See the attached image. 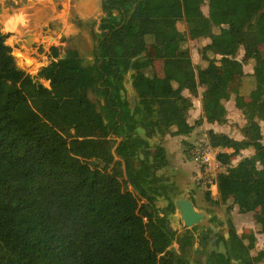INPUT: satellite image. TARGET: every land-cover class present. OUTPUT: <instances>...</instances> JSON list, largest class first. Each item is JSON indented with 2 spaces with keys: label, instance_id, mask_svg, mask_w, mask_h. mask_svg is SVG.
<instances>
[{
  "label": "trees",
  "instance_id": "obj_1",
  "mask_svg": "<svg viewBox=\"0 0 264 264\" xmlns=\"http://www.w3.org/2000/svg\"><path fill=\"white\" fill-rule=\"evenodd\" d=\"M100 9V19L83 26L95 30L99 22L105 30L94 31L106 75L102 91L92 61L73 48L60 58L59 48L50 47L52 59L35 76L26 73L7 44L10 33L0 28V243L10 246L7 264H201L188 260V247L209 229L169 227L180 193L175 181L157 174L168 165L163 138L179 134L199 87L201 115L187 128L204 119L235 126L216 115L241 97L242 139L209 129L206 141L225 166L242 148L256 156L246 170L219 173L217 197L206 192V201L240 214L260 209L253 230L264 232V0H101ZM190 41L199 64L187 55ZM240 47L244 55L237 58ZM115 156L148 203L164 202L156 219L109 170ZM228 223V259L204 250V264H264V247L248 250L253 231L240 237ZM171 242L178 258L168 250Z\"/></svg>",
  "mask_w": 264,
  "mask_h": 264
},
{
  "label": "rangeland",
  "instance_id": "obj_2",
  "mask_svg": "<svg viewBox=\"0 0 264 264\" xmlns=\"http://www.w3.org/2000/svg\"><path fill=\"white\" fill-rule=\"evenodd\" d=\"M101 0H0V28L5 33H10L7 38V44L12 48V54L16 59V63L19 68L23 69L26 73L35 76L39 69L46 65L51 59L52 54L50 47H57L61 55L60 58H64L63 53L65 48L76 49L83 57L90 59L99 74V81L97 82L98 91L104 89V80L106 77L99 71V58L97 56L96 47L99 36L94 34L96 32L105 33V30L101 28L99 22L95 26V30H90V27L83 26L89 25L93 21H98L102 15L100 9ZM172 13L175 16L181 14V8L178 6L172 7ZM202 11L207 14V7L203 6ZM77 19L82 21V26L77 24ZM179 28L183 29L184 24L181 20L178 21ZM11 29L13 31H11ZM208 42V39L205 40ZM187 55L194 64L200 63V58L197 53L195 41H190L188 44ZM244 55L243 47L239 48L237 58H241ZM250 66H246L245 69L249 70ZM150 70H147L149 72ZM46 84V82H43ZM204 89L198 88V96L203 95ZM195 100L197 106H200V98ZM244 99L241 97H235L229 100L224 108L218 112V118L220 120L227 119L235 122V126L230 125L231 129L236 130L242 127L244 120L242 117V105ZM232 122V123H233ZM262 127V142H264V122H261ZM202 135L200 136V138ZM116 139V136L113 137ZM152 143H160L157 139L151 140ZM201 142V140H200ZM199 143V142H198ZM242 150H245L242 148ZM156 148H153L152 152H155ZM253 153V152H252ZM248 152H238L235 156V161L228 162V170H239V167L248 166ZM256 157L255 154H251L250 157ZM188 158V157H187ZM116 159H119L116 157ZM168 159V158H167ZM188 160H190L188 158ZM93 167V162L88 161ZM121 161L114 160L110 164L109 170L115 171L119 178L124 190H130L138 196L140 202L149 204L146 199L141 195L139 188L133 183L131 177L128 174L126 166H121ZM230 163L232 165H230ZM260 167V163H257ZM168 165L157 171L159 175H166ZM235 166V168H234ZM102 168V165L99 166ZM227 167V166H226ZM166 171V172H165ZM196 175V174H195ZM195 175L193 178L194 184L197 189V193L201 198L197 203L200 209L209 205L206 201L205 193L207 191L201 184H197L195 181ZM261 184H264V175L260 180ZM177 185V183H176ZM211 198L217 197L209 192ZM213 196V197H212ZM162 202V200H161ZM212 208L220 212V219L225 224L224 231L229 228V221L233 224L235 231L243 236L253 231V238L247 241V247L250 253L254 254L258 250L264 247V232H254L252 229L254 225L253 214L255 212L263 214L260 209H254L247 213L240 214L236 210H228L226 204L218 206H212ZM206 210V209H204ZM200 243L195 240L194 244L188 248V260L191 263L205 262L206 256L202 254L200 249ZM168 250L171 251L173 257L178 258L176 243L171 242L168 245ZM10 252V246L8 243H0V253L3 256V262L1 264H7L6 255ZM262 264V263H261Z\"/></svg>",
  "mask_w": 264,
  "mask_h": 264
},
{
  "label": "crops",
  "instance_id": "obj_3",
  "mask_svg": "<svg viewBox=\"0 0 264 264\" xmlns=\"http://www.w3.org/2000/svg\"><path fill=\"white\" fill-rule=\"evenodd\" d=\"M183 94L186 96H189L190 93L187 89H183ZM203 96V95H202ZM199 92L198 98H202ZM195 100L197 98H192L193 102V109H190L188 111L187 117H186V124L185 125H179L177 126V131L179 134L176 135H169L167 134L163 138V146L165 148L167 158L169 160V168L167 169L166 176H168L171 180L175 181L177 183L178 189H179V195L177 196L176 199L180 197H186L191 200L192 204L194 205V208L199 211V212H204L206 214L211 215L210 212L215 213L219 218H220V212L214 208L211 207V205H207L206 207L200 209L197 203L200 201V197L197 193V189L193 186H196L194 184L193 178L194 175L197 173L198 166L191 160H188V158L185 155V149L192 145L196 144L201 141L206 140V133L209 129H212L216 132H222L226 134L233 135L235 139H242V132H241V127L237 129V132L232 133L231 132V127L228 124H219L216 121H209L204 119L202 124L198 126H193L191 128H187V126H192L194 121L198 119L201 115V104L200 106H197L195 103ZM219 112V111H218ZM218 112L216 115V118H218ZM233 122V121H232ZM202 137L200 138V136ZM183 142L185 145H183ZM229 151V150H227ZM246 151L248 152V156L250 157L252 152L248 150H240V152ZM117 156H115L114 160H119L122 162L121 166H126L125 162L122 158L116 159ZM253 157V155H252ZM235 159L231 160V163H233ZM230 163V165H232ZM227 169L229 168L228 165H226ZM235 168V166H234ZM248 168L247 164L243 167H239V170H246ZM217 194V191H215ZM213 195V196H214ZM175 199V200H176ZM150 204V203H149ZM164 202L160 199H157V202L154 205H150V209L153 212V218L156 219L158 210L163 207ZM206 209V210H204ZM168 225L171 229L175 231H180L183 227V222L182 219L176 210L175 213L169 214V219H168ZM254 228V225L252 229Z\"/></svg>",
  "mask_w": 264,
  "mask_h": 264
},
{
  "label": "built area",
  "instance_id": "obj_4",
  "mask_svg": "<svg viewBox=\"0 0 264 264\" xmlns=\"http://www.w3.org/2000/svg\"><path fill=\"white\" fill-rule=\"evenodd\" d=\"M218 148L212 147L206 140L192 144L185 149V155L197 166L195 175L197 184H201L212 195L216 192L215 179L219 173H227L228 169L217 156Z\"/></svg>",
  "mask_w": 264,
  "mask_h": 264
},
{
  "label": "water",
  "instance_id": "obj_5",
  "mask_svg": "<svg viewBox=\"0 0 264 264\" xmlns=\"http://www.w3.org/2000/svg\"><path fill=\"white\" fill-rule=\"evenodd\" d=\"M99 71L103 74L104 77H106L105 73L100 68ZM130 78H131V74L129 72L127 76V79L129 80L127 91L131 104V112H132L133 109L135 108V94ZM174 203H175V208L178 211L184 226L187 228H190L196 224H202L206 221V218H209V214L197 211L194 208V205L192 204L191 200L186 197H180L176 199ZM205 225L211 231L209 235L210 237L209 246L214 244L216 248V252L222 254L226 259H228V254L224 245V241L221 240L217 245L215 244V240L217 238V236H215V233L219 230V227L209 222H206ZM207 250L209 253L212 252L210 248H207ZM231 262L232 264H239V261L235 259H231Z\"/></svg>",
  "mask_w": 264,
  "mask_h": 264
},
{
  "label": "flooded vegetation",
  "instance_id": "obj_6",
  "mask_svg": "<svg viewBox=\"0 0 264 264\" xmlns=\"http://www.w3.org/2000/svg\"><path fill=\"white\" fill-rule=\"evenodd\" d=\"M177 198V197H176ZM147 201V200H146ZM176 212V211H175ZM204 213V212H203ZM210 216H209V218H206V221L204 222V223H202V224H196V225H199L200 227H201V229H203L204 227H206V225H205V223L206 222H209V220H210V218L212 217V215L214 214L215 216H216V218H215V223H214V225L215 226H218L219 227V230L215 233V236H217V238H216V240H215V244L217 245L218 243H219V241H226V240H228V238H229V228H228V230L227 231H224V229H226L225 228V224L223 223V221H221V219L215 214V213H212V212H210ZM183 222V221H182ZM210 223V222H209ZM183 227H185L184 226V224H183ZM182 227V228H183ZM208 228V227H207ZM209 229V228H208ZM182 230V229H181ZM180 230V231H181ZM179 231V232H180ZM178 232V231H177ZM210 233H211V231H210V229H209V231L208 232H206V234H207V237H206V239H204L203 238V236L202 235H200L198 238L199 239H201V243H200V249H202V254H203V251L205 250L208 254H212V253H215V254H217V255H222V254H219V253H217L216 252V248H215V246H214V244L213 245H210L209 246V240H210V237H209V235H210ZM239 235V234H238ZM240 237H241V235H239ZM225 245V244H224ZM191 247V246H190ZM190 247H188V248H190ZM207 248H210L211 250H212V252L211 253H209L208 252V250H207ZM226 248V247H225ZM227 250V249H226ZM204 255V254H203ZM225 258V257H224ZM226 259V258H225ZM230 261H231V259H230ZM239 261V260H238ZM206 262V261H205ZM205 262H201V260L199 261V263H201V264H204ZM195 263H197V262H195ZM232 263V262H231ZM239 264H240V261H239Z\"/></svg>",
  "mask_w": 264,
  "mask_h": 264
},
{
  "label": "bare ground",
  "instance_id": "obj_7",
  "mask_svg": "<svg viewBox=\"0 0 264 264\" xmlns=\"http://www.w3.org/2000/svg\"><path fill=\"white\" fill-rule=\"evenodd\" d=\"M11 31H13V30L11 29Z\"/></svg>",
  "mask_w": 264,
  "mask_h": 264
}]
</instances>
